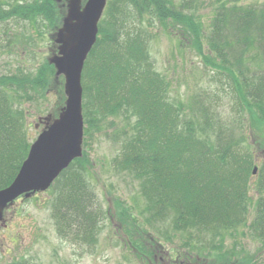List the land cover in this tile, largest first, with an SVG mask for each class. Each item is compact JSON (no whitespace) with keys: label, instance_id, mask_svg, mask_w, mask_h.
Masks as SVG:
<instances>
[{"label":"trees","instance_id":"obj_1","mask_svg":"<svg viewBox=\"0 0 264 264\" xmlns=\"http://www.w3.org/2000/svg\"><path fill=\"white\" fill-rule=\"evenodd\" d=\"M123 5L139 16L148 14L159 20L182 14L181 5L172 0L106 2L95 43L81 72L82 155L73 159L47 189L57 233L73 235L82 242L94 240L101 213L89 181L92 163L85 150L92 126L89 114L98 120L96 130L106 115L121 117L124 127L118 131L116 124L113 126L112 139L120 144L113 164L116 169L131 171L139 182L142 201L136 207L137 216L122 209L123 216L131 217L133 225H139L141 217L157 232L153 237L141 224L148 237L142 240L127 234L138 248V242L150 241L142 259L156 264L159 246L151 240L161 237L167 242L174 238L181 241L174 245V254L165 258V264H264L237 239L239 228L244 226L264 245V159L251 186L253 153L239 147L234 128L215 123L204 107L191 106L188 113L168 100L167 86L154 69L145 45L121 31L125 25L117 22L116 8L124 10ZM58 9L55 0H0V25L24 21L42 35L41 27H58ZM108 17L114 21H107ZM205 40L216 58L214 63L230 76L236 94L247 100L244 106L235 103L236 110L249 115L240 127L261 129L264 0L241 4L233 0L216 6ZM54 72L53 64L43 60L32 69L18 66L0 73V189L14 179L35 138L27 131L23 104L37 99ZM252 187L255 199L249 194ZM7 264L34 263L24 257Z\"/></svg>","mask_w":264,"mask_h":264},{"label":"rangeland","instance_id":"obj_2","mask_svg":"<svg viewBox=\"0 0 264 264\" xmlns=\"http://www.w3.org/2000/svg\"><path fill=\"white\" fill-rule=\"evenodd\" d=\"M55 1L60 16L58 27L54 30L41 27L42 35H39L28 22L11 21L0 25V73L13 71L18 66L32 69L43 60L50 62L57 54L56 33L66 16L67 0ZM85 1L81 0V5ZM250 1L237 0V4ZM172 2L181 5L182 14L159 20L148 14L139 16L130 7L128 9L123 5L124 10L121 6L116 8V19L125 25L121 30L125 35L134 36L147 48L154 69L167 86L168 100L172 104L181 106L188 113L191 112V106L194 109L204 107L215 123L234 128L235 137L240 140L239 147H245L253 153L252 186L258 174L257 168L264 159V127L252 130L248 126L240 127L241 123H247L249 115L236 110L235 103L239 105L241 102L240 105L244 106L247 100L236 94V85L231 84L232 81L228 79L230 76L214 63L216 58L209 51L205 40L216 6L232 3L233 0ZM108 20L114 21L110 17ZM65 99L64 76L57 75L55 70L47 88L37 99L33 103L23 104L27 111L26 127L29 134L36 137L46 124L52 122L65 105ZM89 117L92 126L86 136L85 150L92 163L89 165V181L94 187L101 213L94 240L82 242L73 238V235H59L48 205L51 192L47 189L32 192L16 198L3 212L0 222V264L24 257L30 258L34 264H151L142 259L143 249L150 241L138 242L141 244L138 248L127 234H134L143 240L148 235L142 225L153 237L157 232L145 225L141 217H138L139 225H133L129 221H132L131 217L128 220L122 212L125 209L129 215L134 213L137 216L136 207L142 203L138 195L139 182L134 179L131 171L116 169L113 164V157L118 155L120 144L113 141L112 136L115 124L118 131L124 127L123 118L106 115L101 120V127L96 130L97 118L94 114H89ZM249 194L255 199L256 191L253 187L249 189ZM252 211L251 207L249 218ZM156 226L162 225L156 223ZM237 239L249 254L256 255L264 262V245L253 238L244 226L239 228ZM229 240L227 238V242ZM167 241L161 237L151 240V244L159 246V254L154 257L156 264H165V258L174 254V245L181 243L179 238Z\"/></svg>","mask_w":264,"mask_h":264},{"label":"water","instance_id":"obj_3","mask_svg":"<svg viewBox=\"0 0 264 264\" xmlns=\"http://www.w3.org/2000/svg\"><path fill=\"white\" fill-rule=\"evenodd\" d=\"M106 0H67V12L56 33L58 52L51 59L64 76L65 105L30 144L26 158L11 181L0 189V222L16 198L44 191L69 163L82 155L83 117L81 71L94 44ZM256 168H253L255 173Z\"/></svg>","mask_w":264,"mask_h":264}]
</instances>
